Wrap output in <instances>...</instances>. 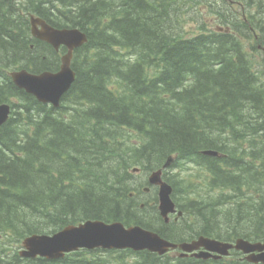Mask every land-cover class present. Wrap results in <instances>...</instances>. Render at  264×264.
Listing matches in <instances>:
<instances>
[{"label": "trees", "instance_id": "obj_1", "mask_svg": "<svg viewBox=\"0 0 264 264\" xmlns=\"http://www.w3.org/2000/svg\"><path fill=\"white\" fill-rule=\"evenodd\" d=\"M175 5L0 0V103L13 109L0 127V264H250L238 253L217 261L131 250L78 251L56 261L18 255L25 237L89 219L139 225L173 242L264 241V72L241 40L174 39L167 31ZM31 15L87 35L58 109L38 103L9 77L17 69L59 67L53 49L32 38ZM254 27L264 46V23ZM204 150L220 157L203 156ZM170 156L172 168L193 163L207 182L201 178L202 196L194 180L165 174L183 214L166 225L155 199L141 207L127 181L132 168L148 174Z\"/></svg>", "mask_w": 264, "mask_h": 264}, {"label": "water", "instance_id": "obj_2", "mask_svg": "<svg viewBox=\"0 0 264 264\" xmlns=\"http://www.w3.org/2000/svg\"><path fill=\"white\" fill-rule=\"evenodd\" d=\"M32 37L51 45L54 49L65 46L67 54L62 57L60 71L52 73L31 74L25 70L10 74L13 83L27 93L32 94L43 103H52L58 106V99L68 89L74 75L70 69L72 50L81 46L85 36L76 29H55L40 19L31 18ZM9 109L0 105V125L8 117ZM214 156L216 153L208 152ZM160 172L154 173L150 178L151 183L159 184V212L164 218L174 212V203L170 198L171 188L160 179ZM180 214V213H179ZM23 251L20 253L25 258L42 257L47 260L61 258L64 252L77 250L78 248H102V249H132L133 251L147 250L163 255L169 249H180L184 253H193L198 258L218 259L227 256L234 249L247 255L246 260L251 263H264V244L250 243L237 240L234 244L220 242L210 238L199 237L191 243L172 244L161 239L157 234L144 230L139 226L125 228L121 223L105 224L100 221L86 222L77 227L69 226L52 236L32 235L23 243ZM203 249L200 253H194ZM185 254V255H186ZM214 254V255H213Z\"/></svg>", "mask_w": 264, "mask_h": 264}, {"label": "rangeland", "instance_id": "obj_3", "mask_svg": "<svg viewBox=\"0 0 264 264\" xmlns=\"http://www.w3.org/2000/svg\"><path fill=\"white\" fill-rule=\"evenodd\" d=\"M195 2H199V1H195ZM231 2H234V4H230L228 2H225L222 0H220L219 2V6L221 8V10L225 13L228 14L229 17H233V19L235 20H240L243 12H248L255 15L256 14V9L255 7L252 5V7H248L245 5H242L243 3L240 2V0H231ZM204 4V3H203ZM158 12H163L164 11V7H158L157 8ZM202 11V12H201ZM198 12H201L200 15H196L193 16L192 19L189 20V23H187L185 25L186 30L189 32L190 35H195L198 34L200 31L205 32L208 30L202 29V27H205L209 30H215L216 26L215 23L213 22V20L215 18H218L216 16H213L212 14L210 15L209 11H208V7L205 5L204 8H199ZM169 18V16H168ZM174 20V19H173ZM184 27H181L182 30L177 29V24L174 23L171 25V28H169V31L167 32H171L173 34H177L178 32H181L182 34H180L181 37H185L186 38V33L184 34L183 31L185 30ZM171 29V30H170ZM185 30V31H186ZM255 44V43H253ZM245 46V45H244ZM244 50L247 52L249 57L252 56H256L255 58V63L259 64L260 62V58L263 56L262 54H264L263 52L257 53L256 51H253L251 49L250 46L246 45L244 47ZM260 70H263V68L259 67ZM135 174H132V177L130 178V180H128L127 184L129 185V187H131V189L134 188H139V190L141 191L146 184L147 179L149 178V175L151 173L145 174L144 172L140 171L139 172H134ZM167 174V172H166ZM169 174L171 175H177L181 178L186 177V179H190L189 181L194 180L195 182L193 184H198L201 189V195L205 196L206 191L204 190L206 188V186H204V184L202 183V179H205L204 182H207V178L206 175L204 174V170H198V168L196 169L195 166L193 165H186V164H181V167L179 168H171L169 170ZM196 174V176H195ZM168 175V174H167ZM191 175H193L194 177H191ZM170 176V175H168ZM141 185H143V188H141ZM208 185V184H207ZM131 193H135V191L132 189L130 190ZM196 196V195H194ZM139 202L140 204L142 203H150L153 199V193H150L149 195H145L143 193H140L138 196ZM13 244V243H12ZM176 255L175 253L170 254V256Z\"/></svg>", "mask_w": 264, "mask_h": 264}, {"label": "flooded vegetation", "instance_id": "obj_4", "mask_svg": "<svg viewBox=\"0 0 264 264\" xmlns=\"http://www.w3.org/2000/svg\"><path fill=\"white\" fill-rule=\"evenodd\" d=\"M195 1H199L198 3L195 2ZM225 2L229 1V0H223ZM219 2L220 0H176V5H177V8L175 9L174 11V14L178 12V10L180 11H183L185 14H188V15H185L187 17H182L181 20L182 21H186L188 19V21L190 20V15H189V11L190 9L189 8H192V7H200V8H204L205 5L206 6H210V8L212 9V12L211 14L212 15H215L216 17L218 18H215L213 21L214 22H217L218 24H223V21L222 19H225V20H230V19H233L232 17H229L228 14H225L220 6H219ZM222 2V0H221ZM204 3V4H203ZM230 4H234V2H229V5ZM158 5V4H157ZM145 9V8H144ZM198 9H196L197 11ZM210 14V15H211ZM177 17H174V20H176ZM183 33L185 34L186 31L184 30ZM154 188V187H152ZM149 191V188H145L144 189V192H148ZM171 222H174L176 223L177 222V217L176 215H170L169 216V219L167 221H165V223L167 225L171 224ZM185 241L183 242H178V243H184Z\"/></svg>", "mask_w": 264, "mask_h": 264}, {"label": "bare ground", "instance_id": "obj_5", "mask_svg": "<svg viewBox=\"0 0 264 264\" xmlns=\"http://www.w3.org/2000/svg\"><path fill=\"white\" fill-rule=\"evenodd\" d=\"M75 2H76V1H75ZM127 2H129V1H127ZM78 3H79V2H78ZM128 4H129V3H128ZM172 4H173V3H172ZM114 6H115V5H114ZM127 6H128V5H127ZM132 6L134 7V5H132ZM136 6H137V5H136ZM136 6H135V8H138V7H136ZM79 7H80V6H79ZM158 7H161V6L158 5L157 8H158ZM51 8H52V7H51ZM81 9H82V8H81ZM91 9H92V8H91ZM95 9H96V8H95ZM126 9H127V8H126ZM138 9H139V8H138ZM143 9H144V8H143ZM106 10H107V9H106ZM144 11H145V9H144ZM135 12H136V11H135ZM142 12H143V11H142ZM82 13H83V12H82ZM143 13H144V12H143ZM128 14H129V13H128ZM138 14H139V13H138ZM144 14H145V13H144ZM253 14H254V13H253ZM127 16H128V15H127ZM127 16H126V17H127ZM172 16H173V15H172ZM108 17H109V16H108ZM128 17H129V16H128ZM129 18H130V17H129ZM150 18H151V17H150ZM52 19H53V18H52ZM52 19H51V20H52ZM173 19H174V18H173ZM78 20H79V19H78ZM4 24H5V23H4ZM162 25H163V24H162ZM170 30H171V29H170ZM7 31H8V30H7ZM147 33H148V32H147ZM22 34H23V33H22ZM170 34H172V37H173L174 39H175V38H176V39L179 38V39H182V40H187L185 37L183 38V37L180 36V34H182L181 32H178L177 34H173V33L170 32ZM205 35H206V34H205ZM154 37H155V39H156V36H154ZM162 37H164V36H162ZM207 37H210V38H213V39H214V38L220 39V38H218V37H216V36H207ZM159 42H161V41H159ZM137 46H138V45H137ZM190 50H191V49H190ZM194 50H195V49H194ZM27 52H28V51H27ZM49 56H50V55H49ZM30 57H31V56H30ZM25 61H26V60H25ZM134 82H137V81H134ZM134 91H135V90H134ZM208 152H216V151H213V150H204V151L201 152V154H202L203 156L212 157L211 155H208V154H207ZM176 243H178V242H176ZM178 244H181V243H178Z\"/></svg>", "mask_w": 264, "mask_h": 264}]
</instances>
